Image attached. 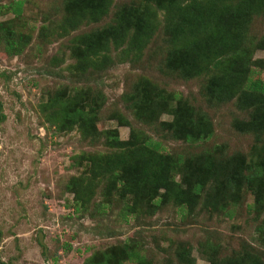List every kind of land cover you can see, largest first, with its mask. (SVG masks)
Segmentation results:
<instances>
[{"label": "rangeland", "instance_id": "374dc122", "mask_svg": "<svg viewBox=\"0 0 264 264\" xmlns=\"http://www.w3.org/2000/svg\"><path fill=\"white\" fill-rule=\"evenodd\" d=\"M223 1L212 20L172 19L176 0H0V264H264V0ZM172 22L224 55L170 71ZM136 23L155 26L144 46ZM189 118L209 138L178 139ZM178 162L187 192L206 177L183 207L181 172L151 180Z\"/></svg>", "mask_w": 264, "mask_h": 264}, {"label": "trees", "instance_id": "16d2710c", "mask_svg": "<svg viewBox=\"0 0 264 264\" xmlns=\"http://www.w3.org/2000/svg\"><path fill=\"white\" fill-rule=\"evenodd\" d=\"M189 3L188 5H186L185 9H184V3H186V0H176V2H174L170 8V10H168V15L171 16L172 19L176 18L179 14H184L185 11L188 12L189 14H195V16H202V19H208L209 17L212 18V20L219 18V19H223L225 18V15H227V10H226V6L224 5V1L223 0H188ZM9 10L15 15V17H20L22 15L23 12V3L22 2H16L13 3L12 5L9 6ZM102 10V7L98 10L100 11ZM128 18V15H125ZM173 21V20H172ZM137 24V23H136ZM187 25H190L191 27L194 25L192 23H183L181 26H173V22L171 25V28L173 30V33L175 34V37L173 39V43H171L172 45L170 46L171 49H175L176 52L173 56L169 55V68L170 71L174 72L173 65L172 63H176L179 62V66L180 67H185L187 70H189V72L191 73L192 71L200 73L202 66L205 64L207 65V69L213 65L215 63V61L217 59H219V57H222L224 55V53L222 52V50H220L219 46H218V41L214 40V44L212 45H206V48H204L203 46L205 45L204 42L200 41L198 38L201 37V35H205V37L207 38L209 36V31L207 29H201L198 32H195V28L192 27V30H187ZM239 25H241V22H239ZM245 26V25H243ZM137 28L136 31V38H134V42L135 45H140V46H144L146 45V42H148L152 36L153 33L155 31V26L153 24H145V26H142V24H137L135 26ZM246 34H244V37ZM192 38H197L195 41L192 40ZM213 41V39H212ZM118 44V42H116ZM262 48L264 49V43H262ZM108 48V44L105 43L103 46H100L99 48L95 49L93 54L94 56H102L104 54V52L107 50ZM7 49L11 52H13L14 54H19L22 52V48L19 47V45L13 41L12 39H8L7 40ZM170 49V50H171ZM201 50V49H205L203 56L200 58V60L198 59V57H196L197 59H192L191 56L193 53L199 54V52H195V50ZM197 50V51H198ZM182 53V54H181ZM192 53V54H190ZM223 54V55H222ZM249 82H251L252 80H248ZM218 87H220L221 89H226L227 87L223 86L222 83L220 81L217 80ZM249 84V83H248ZM264 92V91H263ZM176 98L174 97L173 100H175ZM184 112V110H183ZM183 119V118H182ZM189 122H186L185 125L183 126V129H179L180 132L177 133V138L178 139H182L185 140L187 142H199L201 140L207 139L209 138V136L207 135V131L205 129H194L195 125L193 124L194 121L191 120L189 118ZM209 134V133H208ZM202 137V138H201ZM146 150L147 149H151L153 148L154 150L160 149V146L157 145V143L152 142V144L147 143L146 147H144ZM136 152H138V156H135L134 158H136L138 161L139 156L140 158H143L145 156V150H143V152H140V150L138 149ZM135 153V152H134ZM182 161V160H180ZM181 162H178L176 165H174V167H172L173 165H167L165 164V168H164V173L168 172L167 175H164V173L161 172L159 175L154 176L151 180H153L156 184L157 187L158 186H162L165 188L170 187L171 183L174 181V171L176 170V172H181L183 174V179H182V183H180V185H177L179 188L174 189V193L176 194V202L183 207V204L185 203L184 198L186 194L192 193V195H194L196 197V199H198L201 195V192L203 191L205 185H206V177L204 176H200L198 178H196L192 190L193 191H189L187 192L185 189H183L182 185H189V178L186 173H183L182 169L185 167V165L182 168H179ZM103 169V168H102ZM112 174V175H119L121 173L120 170H106L103 169L102 173L104 174ZM264 176V173H256L255 178L257 179V177H259L260 175ZM252 177V176H251ZM253 177L252 180L254 181ZM251 181V182H253ZM176 186V185H175ZM181 188V189H180ZM176 189H180V190H176ZM256 202H255V209H256V205H259L262 202V196H260L257 191H253ZM262 205V203L260 204ZM194 206V203H189L188 208H191ZM254 210V209H253Z\"/></svg>", "mask_w": 264, "mask_h": 264}, {"label": "water", "instance_id": "95a60500", "mask_svg": "<svg viewBox=\"0 0 264 264\" xmlns=\"http://www.w3.org/2000/svg\"><path fill=\"white\" fill-rule=\"evenodd\" d=\"M43 241V237L41 236V242ZM43 243V242H42Z\"/></svg>", "mask_w": 264, "mask_h": 264}]
</instances>
